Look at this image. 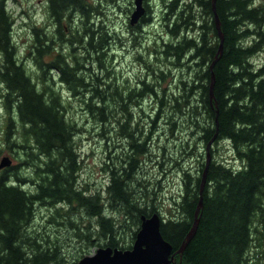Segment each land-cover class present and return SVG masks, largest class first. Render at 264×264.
Here are the masks:
<instances>
[{"label":"trees","instance_id":"1","mask_svg":"<svg viewBox=\"0 0 264 264\" xmlns=\"http://www.w3.org/2000/svg\"><path fill=\"white\" fill-rule=\"evenodd\" d=\"M47 1L49 13L59 27V41L67 35V24L69 42L81 43L84 53H90V50L99 51L100 55L105 53L109 31L106 20L101 18L97 25L94 20V14L103 13L100 9L103 0L97 4L89 0ZM164 4L166 34L175 39L164 42L161 52L166 58H173L172 63L186 66L187 75L173 85L177 90L171 89L178 94L170 95L166 87L142 78L139 87L128 88L126 99L131 103L143 96H157L154 121L159 120L160 114L170 118L180 116L188 123L193 135L199 134L194 143L199 138L207 144L218 130L214 143L228 139L243 161L237 168L215 158L211 160L197 229L183 253H176L175 259L180 264H251V253H256L259 264H264V63L256 64L252 58L264 47V5L256 4L254 0H216L223 50L211 69L221 44L212 0H164ZM145 6L146 14L142 20L147 22L151 19L148 0H145ZM13 23L8 0H0V82L5 85L1 99L9 119L21 121V136L31 143L18 142L19 147L26 149L27 156L36 155V172L44 169L45 174L35 180L37 188L31 191L24 187L30 177L20 174L19 165L17 169L11 165L0 170V264L48 261L67 264L59 256L58 247L53 248L48 240L43 244L27 231L35 203L41 201L47 204L75 202L90 216L98 217L96 233L83 230L88 245L131 247L143 215L158 212L162 217L161 232L176 251L194 222L205 163L199 174L192 168L183 170L181 195L177 199L173 197V206L164 210V216L154 197L148 199L145 195L141 196L144 199H134L131 197L133 191H128L142 161L141 155L149 151L146 144L151 138L149 133L145 141L137 142L134 132L138 127L129 125L126 137L130 140V149L121 158L120 165L110 164L109 168L114 169H111V179L106 187L110 205H123L116 209L122 218L108 215L107 204L100 192L85 195L84 189L77 185L81 165L73 139L81 128L75 118L67 116V102L54 87L52 71L59 68L60 81L74 95H90L84 99L82 108L102 122L110 121L115 112V109L112 112L106 89L97 84L98 75L90 74L96 82L86 80L88 67L75 53L67 60L59 51L52 60H46L44 55L52 50L53 39L57 38L39 29L35 30L37 51L34 57L42 82L34 80L24 62L17 57ZM77 23L79 26L71 29ZM140 24L131 25L132 32L141 31ZM250 36L255 41L252 38L254 43L248 45L246 40ZM212 71L215 75L213 96ZM161 73L166 74L164 70ZM102 83L106 81L102 80ZM106 84L110 88L112 83ZM161 90L165 95L160 96ZM109 95L114 96V93ZM94 97L98 99L94 100ZM119 100L127 114L123 124V128H127L136 116L129 112L126 101ZM171 122L175 124L176 120ZM186 143L189 144V140ZM127 222L132 228L128 244L119 237V228ZM91 234L104 237L105 241L98 242Z\"/></svg>","mask_w":264,"mask_h":264},{"label":"rangeland","instance_id":"2","mask_svg":"<svg viewBox=\"0 0 264 264\" xmlns=\"http://www.w3.org/2000/svg\"><path fill=\"white\" fill-rule=\"evenodd\" d=\"M90 1L94 4L99 2V0ZM148 1L151 8L149 13L151 19L147 22L141 19L142 30L138 32H132L129 23V16L135 8V0H103L100 2V9L103 10V13L94 14L95 24L97 25L101 18H105L106 27L109 30L107 32L108 47L103 55L95 50L84 53L81 43L76 41L71 43L67 40L63 41L62 48L54 49L44 55L45 58H51L56 55L57 51H61L65 53L67 60H70L73 56L72 53L77 54L81 63L88 67L86 80L96 82L92 77L98 75L100 80L97 81V84L106 89L104 92L112 104V112L114 109L115 112L110 121L102 122L96 119L98 117H91L90 112L82 108L84 99L90 95L88 93L74 95L65 84H61L58 74L54 72L56 80L54 87L67 102L65 103L68 105V107L66 105L67 116L75 118L77 126L81 128L73 139L81 165L76 179L77 185L84 189L85 195H95L100 192L102 200L108 207L106 213L121 218L122 216L116 209L123 205L117 202L116 205H110L106 187L112 175L109 169L110 164L113 163L116 167L120 165L121 158L126 156L130 149V140L126 137L130 126L136 124L138 127V130L134 132L137 142L145 141L146 135L149 133L151 138L147 140L146 144L149 151L145 155H141L142 161H140L138 171L134 173L131 184L129 183L130 190L128 189V191H133L131 197L133 196L134 199L137 197L144 199L141 196L145 195L148 199L154 197L155 203L161 212L163 211L164 216L166 213L164 210L173 206V197L177 199L181 195L183 170L192 168V171L201 173V167L203 163H206L207 157L205 142L198 138L194 143L199 134H192L185 119L181 120L180 116L170 118V116L160 114L158 121L153 120L156 118L155 100H157V96L153 98L149 95L143 96L138 101L133 100L131 103L126 99L128 88L139 87L142 78L166 87L165 90L170 95L178 94V91L173 92L171 89L177 90L173 85H177L178 80L185 78L186 72H188L186 66L172 63L173 58H166L161 52L164 42L175 39L166 34L165 20L163 19L164 0ZM254 3L264 5V0H254ZM8 8L14 17L13 40L17 49V57L24 62L34 80L42 82L41 71L38 69L34 57L35 30L39 29L44 34L54 36L56 28H59L56 20L49 13L48 1L8 0ZM77 26H79L78 23L76 26L72 25L71 29ZM68 30L67 35L64 34L66 38L69 36ZM252 38L254 40V37L251 36L246 40L248 45L253 42ZM252 58L256 64L264 63V47L257 51ZM161 70H164L166 74L163 75ZM90 74L93 76L91 77ZM156 74L159 77H156ZM102 80H105L106 83L111 82V87L107 88V84L102 83ZM168 85L171 87L168 88ZM3 91H5V85L0 82V161L5 155H9L12 158L13 163H11L15 166L13 169H17L16 167L19 165L20 174L34 179L28 178L24 183L26 189L34 191L37 188L35 180L44 176L45 171L41 169L40 172H36L38 170L36 155L27 156L26 149L19 147V143H28L29 141L27 142L28 139L25 140L26 138L21 136V121L18 118L9 119L1 99ZM111 92L114 93V96L109 95ZM159 94L160 96L165 95L162 90ZM97 99L94 97V100ZM119 99L126 101L129 112L136 116L135 121L129 122L127 128H123L127 114L121 107ZM173 119L176 120L175 124L171 122ZM173 126L174 129H172ZM187 140H189V144L186 143ZM13 141L16 142L13 143ZM213 144L212 159L215 158L233 167H235L233 163L242 165L241 159H235L236 151L228 139H222ZM28 150H31V147H28ZM97 224L98 217L90 216L85 208L75 202L58 201L47 204L41 201L35 203L34 216L27 225V231L36 236V240L43 244H46L48 240V243L54 246L53 248L58 247L59 256L63 257L67 264H72L84 255L91 254L98 249V244L88 245L86 236L82 234L83 230L86 232L92 230L96 233ZM119 229L121 231L120 239L124 240L126 244L130 243L132 233L130 222ZM91 237L96 238L93 234ZM251 255V262L259 264L256 253H251ZM175 257L176 254H174V260H176ZM261 262H263L262 259Z\"/></svg>","mask_w":264,"mask_h":264},{"label":"water","instance_id":"3","mask_svg":"<svg viewBox=\"0 0 264 264\" xmlns=\"http://www.w3.org/2000/svg\"><path fill=\"white\" fill-rule=\"evenodd\" d=\"M213 9L215 12V21L219 34L221 37V44L219 53L211 64V69L218 57L221 55L223 50V32L220 27V20L216 12V0H212ZM145 13V6L143 0H135V8L131 13L130 21L135 23ZM215 81V75L212 71L211 81V96H213V86ZM218 130H216L213 137L208 141L206 145V163L202 173V182L200 188V198L195 210L194 222L187 233L185 240L181 243L180 247L173 251V245L168 241L161 232V217L155 212L151 216L143 215V220L136 234V238L129 248H119L118 246H100L98 249L91 253L84 255L82 258L72 264H177L174 259L175 253H183L186 245L194 235L199 220H200V209L203 206V189L206 183L207 170L212 160L211 146L217 137ZM12 162L8 155H5L0 161V168L10 165ZM41 264H54L51 261L44 262Z\"/></svg>","mask_w":264,"mask_h":264},{"label":"flooded vegetation","instance_id":"4","mask_svg":"<svg viewBox=\"0 0 264 264\" xmlns=\"http://www.w3.org/2000/svg\"><path fill=\"white\" fill-rule=\"evenodd\" d=\"M58 29L59 28H56V30H55V34L56 35H54V37H56L57 38V40H55V39H53L54 40V43H53V48H52V50L50 51V52H52V51H54V49L56 50H58L60 47L62 48L63 47V45H64V40H67L68 41V39L66 38V36H65V38H64V40L63 41H59V31H58ZM65 29H68V26H67V24L65 25ZM33 46H34V51H37V44H36V37H35V39H34V44H33ZM57 53H60L59 51H57L56 52V55H57ZM63 56H65L63 53H61ZM66 57V56H65ZM53 59V57H51V58H46V60H52ZM54 72H56L57 74H58V77H59V68H54V71H52V73L54 74ZM53 78H54V76H53ZM54 81H56L55 80V78H54ZM59 81H60V78H59ZM61 82V81H60ZM61 84H62V82H61ZM234 166H236L237 168H240V164H234ZM114 167H116V165L114 164ZM114 167L113 168H109L110 170L111 169H114ZM112 171V170H111ZM95 240L96 241H105L104 240V237H101V236H99V237H96L95 238Z\"/></svg>","mask_w":264,"mask_h":264},{"label":"bare ground","instance_id":"5","mask_svg":"<svg viewBox=\"0 0 264 264\" xmlns=\"http://www.w3.org/2000/svg\"><path fill=\"white\" fill-rule=\"evenodd\" d=\"M213 148V147H212Z\"/></svg>","mask_w":264,"mask_h":264}]
</instances>
